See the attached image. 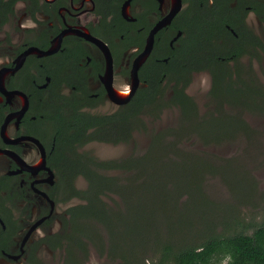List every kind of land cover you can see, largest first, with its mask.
I'll return each mask as SVG.
<instances>
[{"label": "flooded vegetation", "instance_id": "obj_1", "mask_svg": "<svg viewBox=\"0 0 264 264\" xmlns=\"http://www.w3.org/2000/svg\"><path fill=\"white\" fill-rule=\"evenodd\" d=\"M12 20L24 36L11 53L0 54V160L7 162L0 171V264H48L45 250H63L67 256L68 241L57 235L67 231L66 210L82 201L66 198L58 174H66L61 169L73 154L72 145L93 156L84 147L106 142L87 139L91 116L111 115L118 125L122 113L130 112L129 141L136 130L146 129V118L156 119L166 110L177 109V125L189 130L181 123V90L193 100L198 117L264 112V0H0V30ZM4 42L12 44L9 37ZM188 50L197 62L211 63L215 76L208 68L179 75L186 73L177 67L187 61ZM213 59L224 62L229 74L221 88L253 87L258 108L228 103L229 94L212 96L220 72ZM197 73L209 77L203 114L188 92ZM108 102L115 107L103 111ZM138 113L144 128L137 126ZM177 125L154 136L177 131ZM77 130L85 133L74 141ZM247 132L205 143L192 131L176 145L190 136L204 145L220 144ZM171 141L168 137L166 144ZM115 159L123 158L102 160ZM104 172L133 174L134 169ZM53 223L56 231H50ZM74 252L76 258L82 254Z\"/></svg>", "mask_w": 264, "mask_h": 264}, {"label": "trees", "instance_id": "obj_2", "mask_svg": "<svg viewBox=\"0 0 264 264\" xmlns=\"http://www.w3.org/2000/svg\"><path fill=\"white\" fill-rule=\"evenodd\" d=\"M6 4V3H5ZM4 5V4H3ZM186 62L178 65V69L183 68L185 74L188 75L192 71L200 69H210L213 76V66L211 63L197 62L192 51H187ZM213 62L219 64V74L217 87H214L212 96L218 94L224 96L228 103L235 104L253 110L259 107L255 102L257 98L253 95L258 93L253 87L249 86L245 89H232L227 87V91L220 86L225 75L229 76L227 68L221 60L213 59ZM221 68V69H220ZM190 78L185 82H189ZM230 83V82H229ZM264 96V93L262 94ZM181 104L183 113L181 115V123L190 125L189 130L181 129L178 126L177 131L173 129L156 134L152 137V143L142 156H128L123 159L115 160H99L89 154L76 152V146L72 145L73 154L69 156L66 164V174H58L59 180L64 187L66 198L76 197L81 200L66 210L69 215L68 219H64L67 231L62 236H58V240L65 238L67 246H65V263L78 264V258L75 257L74 250H79L83 256L86 255V243H98L104 246L107 240L108 249L113 253L119 250L123 264H129L132 256L139 257V253L146 248L152 246L158 250V258L153 264H220L225 258L228 259L227 264H264V216L260 223L251 227L252 231L247 233L240 221H237L240 229H234L232 232H223L218 227L225 228L222 221H213L212 219L197 216V222L200 227L189 235L175 239L162 238L158 233L154 234L153 223L150 222V213L146 210V204L149 198H142L133 204H129V195L134 188L136 178L139 174H150L147 171L148 158L152 152L160 154L165 159L162 164L161 174H208L212 173L215 166L208 163L205 158H200L193 153L181 151L176 142L184 136L196 132L205 143L219 142L222 135L232 134L239 130H248V127L239 114L228 116H214L211 113L200 115L198 117L195 110L193 100L185 93L180 91ZM189 103V107L184 106ZM264 110V105L260 110ZM2 111L0 108V121L2 120ZM156 116V115H155ZM158 116V115H157ZM131 113L125 111L122 113L121 121L118 125L111 115L91 116L88 134V140H99L112 143L126 142L129 139L130 130H128ZM134 117V116H133ZM83 128L85 131L86 126ZM144 128V124L138 113L137 126ZM194 129V130H193ZM65 132H67V129ZM83 131H75L71 137L77 140V134H84ZM172 137L174 142L166 144V139ZM206 162H204V161ZM199 161V162H198ZM134 169L133 174L124 175V181L117 174H106V170H123L129 171ZM154 171V168L153 170ZM161 174H155L156 182L164 192V198L168 192L178 190V186L171 182L168 175L165 177ZM77 177H82L86 186L79 189L74 185ZM202 177H196L188 180V190L181 192L179 197L185 194L187 201H190L195 209L206 210L205 199L201 194ZM196 196H199L197 198ZM105 197H114L108 205ZM161 195L153 198L154 204ZM117 198V199H115ZM119 200V202H117ZM115 207V208H114ZM119 215L123 219L119 221ZM193 222H195L193 220ZM85 223H89V227H84ZM93 223L102 226L97 228ZM171 226L170 229H174ZM105 235V236H104ZM123 241V242H122ZM55 247V246H51ZM130 256L128 261V256ZM37 264H40L39 262Z\"/></svg>", "mask_w": 264, "mask_h": 264}, {"label": "rangeland", "instance_id": "obj_3", "mask_svg": "<svg viewBox=\"0 0 264 264\" xmlns=\"http://www.w3.org/2000/svg\"><path fill=\"white\" fill-rule=\"evenodd\" d=\"M23 36L24 33L15 28V21L12 20L0 30V54L11 53L21 42ZM5 37H9L12 44L7 45L4 42ZM209 85L208 74L197 73L193 76L189 86L188 92L195 100L200 114L206 112L209 101L207 98ZM114 107V104L108 102L102 110L110 111ZM242 118L248 127V132L242 133L243 135L237 138L236 135V139L231 141L225 140L220 144L204 145L197 137L190 136L181 142L180 150L203 156L210 164L215 166L211 174H161L165 159L159 156L160 154L151 153L147 164V171L150 174H139L137 176L135 186L129 195V204L150 197L149 202L146 204V210L150 213V222L153 223L154 234L158 233V236L164 239L186 238L200 227L197 216H202L204 212H206L203 214L206 218L213 221H222L225 228L219 226L218 230L223 229L222 231L225 233L232 232L234 229L239 230L240 226H238L237 221H240L244 227L248 226L245 229L247 233L252 231V226L260 223L264 216V112L246 113L242 115ZM179 119L180 114L177 109L166 110L156 119L146 118V129L136 130L127 142L119 144L91 142L84 149L101 160L124 158L130 155L140 156L146 153L155 133L165 128L175 127L179 123ZM6 163L5 160H0V171ZM153 168L154 171H152ZM155 174H161L162 177L168 175L170 181L178 186V190L168 192L164 198V192L167 191L161 190L156 182ZM117 175L121 179L124 178V175ZM196 177H202L200 195L204 196L206 210L195 209L193 205H190V201L186 203L187 196L185 194L179 197L181 192L188 190L187 181ZM122 180L124 181V179ZM76 185L84 188L86 183L79 177L76 180ZM158 195H161V197H158L154 204L153 198ZM196 197L199 198V196ZM113 198L105 197L111 207L114 205L109 203ZM75 202L77 201H73V203ZM61 209L59 207L58 211H61ZM35 216L33 215V218ZM120 219H127V217L123 218L122 215H119V221ZM93 225L103 230L102 226H97L95 223ZM89 226V223L84 224V227ZM171 226H175V228L170 229ZM57 229L58 224L53 223L50 231H56ZM102 233L105 234L104 230ZM36 237H38L37 233L33 238ZM106 241L102 247L96 242H87V253L85 256L82 254L78 256L79 264H123L120 256L122 253L119 250L114 253L110 251ZM130 256H128V261ZM42 257L48 264L65 263L63 250L51 253L45 250ZM157 258L158 250L150 246L141 251L139 257L132 256L129 264H153ZM227 262L228 259L225 258L220 264H227Z\"/></svg>", "mask_w": 264, "mask_h": 264}, {"label": "water", "instance_id": "obj_4", "mask_svg": "<svg viewBox=\"0 0 264 264\" xmlns=\"http://www.w3.org/2000/svg\"><path fill=\"white\" fill-rule=\"evenodd\" d=\"M171 18V16H168V17H166V18H164V19H162L160 22H158L157 23V25L154 27V29L151 31V35L162 25V24H164V23H166V22H168V18ZM152 38V37H151ZM152 41V40H151ZM94 42L95 43H100L98 40H96V39H94ZM152 43V42H151ZM101 44V43H100ZM105 48V47H104ZM147 50H145V52H146ZM29 51H25V52H23L22 53V56L24 57L27 53H28ZM134 76H135V78H136V72H135V69H134ZM114 101H116L113 97H111ZM3 126H4V124L1 126V130H2V128H3Z\"/></svg>", "mask_w": 264, "mask_h": 264}, {"label": "bare ground", "instance_id": "obj_5", "mask_svg": "<svg viewBox=\"0 0 264 264\" xmlns=\"http://www.w3.org/2000/svg\"><path fill=\"white\" fill-rule=\"evenodd\" d=\"M118 94H121V93H118Z\"/></svg>", "mask_w": 264, "mask_h": 264}]
</instances>
